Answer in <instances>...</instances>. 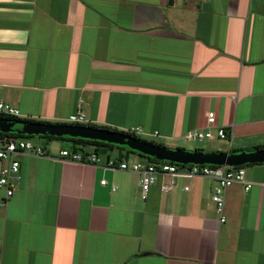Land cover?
I'll return each instance as SVG.
<instances>
[{
  "label": "crops",
  "instance_id": "obj_1",
  "mask_svg": "<svg viewBox=\"0 0 264 264\" xmlns=\"http://www.w3.org/2000/svg\"><path fill=\"white\" fill-rule=\"evenodd\" d=\"M0 101L54 123L80 103L88 122L138 127L171 148L213 110L231 146L214 127L198 142L255 150L264 0H0ZM42 146L46 156L17 155L20 181L0 204V264H264V162L244 166L247 190L225 189L221 222L213 177L179 174L171 191L157 182L142 199L136 173L102 163L146 158L102 146L94 165L59 155L79 150L71 141Z\"/></svg>",
  "mask_w": 264,
  "mask_h": 264
},
{
  "label": "built area",
  "instance_id": "obj_2",
  "mask_svg": "<svg viewBox=\"0 0 264 264\" xmlns=\"http://www.w3.org/2000/svg\"><path fill=\"white\" fill-rule=\"evenodd\" d=\"M0 113L7 116H20L18 109L11 104L0 101ZM69 123H85L88 122L85 112L80 108V103L75 113L68 116ZM211 127L215 128V133L220 139H227L229 147L231 146V133L227 132L223 127L216 125L215 111L209 110L206 113V126L203 129H196L187 132L186 138L189 140H204L212 137ZM127 133L139 134L141 130L138 127H131L123 130ZM21 153H31L36 156H46L47 152L43 146L34 144L27 138L21 137H0V204L6 205L13 195L20 181V162L17 155ZM59 155L64 159H70L79 163H89L98 165L101 158L94 150H67L62 149ZM102 165L109 169H119L134 172L139 176L140 196L145 199L149 189L159 182L158 188L161 193L171 191L175 184V176L184 174L187 176H207L217 180V184L213 188L211 201L214 203L217 213L220 215V221H225L223 213L224 209V192L225 189L234 182L245 183L244 189L250 187V183L245 181L244 166L230 165H212L198 163H175L165 160L160 162H150L147 159H136L133 161L118 160L107 158ZM169 176L168 181L164 178ZM184 190L188 186L183 187Z\"/></svg>",
  "mask_w": 264,
  "mask_h": 264
},
{
  "label": "water",
  "instance_id": "obj_3",
  "mask_svg": "<svg viewBox=\"0 0 264 264\" xmlns=\"http://www.w3.org/2000/svg\"><path fill=\"white\" fill-rule=\"evenodd\" d=\"M0 132H15L28 135H52L79 137L127 146L140 154L175 163H206L212 165L238 166L264 162V147L252 151L203 152L171 148L141 140L127 132L92 125L68 123H39L0 118Z\"/></svg>",
  "mask_w": 264,
  "mask_h": 264
},
{
  "label": "trees",
  "instance_id": "obj_4",
  "mask_svg": "<svg viewBox=\"0 0 264 264\" xmlns=\"http://www.w3.org/2000/svg\"><path fill=\"white\" fill-rule=\"evenodd\" d=\"M0 118H12V119H15V120H21V121L23 120V121H26V122L54 123V122H51V121L38 120V119H32V118H26V117H18V116H10V115L7 116V115H3L1 113H0ZM55 123H67V122H55ZM68 124L92 125V126L103 127V128H108V129H112V130H119V129L114 128V127H109V126H104V125H97V124L91 123V122H85V123H69L68 122ZM120 131H123V130H120ZM130 134L135 136V137H137V138H139V139H141V140H146V141H149V142H152V143H155V144L163 145V144L157 143V142H155L153 140H147V139H144V138H140L137 135H135L134 133H130ZM32 136H34V135L18 134V133H15V132H0V137H3V138H8V137L29 138V137H32ZM39 136L46 137V138H48V140H53V139L70 140L73 143V148L74 149H79V150H83V148H85L86 146H93L94 149H92V150H94V151H97V148L98 147H102V146H107L110 149H120V150H122L123 148L127 147V146H124V145H117V144L108 143V142H105V141L85 139V138H79V137L52 136V135H39ZM262 147H264V146L257 147V148H262ZM127 151L128 152L137 153L138 155H140L141 157L146 158L150 162H160L161 161V160H157L155 158L140 154V153H138L136 151H133V150L129 149L128 147H127ZM231 151H235V150L233 149ZM247 165H250V164L238 165L236 167L247 166Z\"/></svg>",
  "mask_w": 264,
  "mask_h": 264
},
{
  "label": "rangeland",
  "instance_id": "obj_5",
  "mask_svg": "<svg viewBox=\"0 0 264 264\" xmlns=\"http://www.w3.org/2000/svg\"><path fill=\"white\" fill-rule=\"evenodd\" d=\"M137 136L140 137V138H144V139H152V140H154L156 142H162L159 138L149 137V136H146L143 133L142 134L139 133V134H137ZM27 139H29L34 144H37V145H40V146H42L43 143L49 144L50 141H52V140H48V138H46V137H41L39 135H34V136L29 137ZM68 141H70V140H62V139L59 140L58 139V142L59 143H63V144H67ZM181 142H184L186 145H180L181 146L180 148H185V150H190V151L220 152L222 150L218 146L212 145L210 142H208L206 140L203 141V142H198V140L185 139V140H183ZM122 151L124 153H126L127 147L123 148ZM135 154H137V153H135Z\"/></svg>",
  "mask_w": 264,
  "mask_h": 264
}]
</instances>
